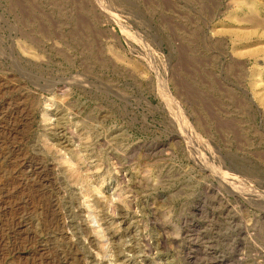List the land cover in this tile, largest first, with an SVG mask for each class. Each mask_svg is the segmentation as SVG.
<instances>
[{
	"label": "rangeland",
	"instance_id": "rangeland-1",
	"mask_svg": "<svg viewBox=\"0 0 264 264\" xmlns=\"http://www.w3.org/2000/svg\"><path fill=\"white\" fill-rule=\"evenodd\" d=\"M0 264H264V0H0Z\"/></svg>",
	"mask_w": 264,
	"mask_h": 264
}]
</instances>
